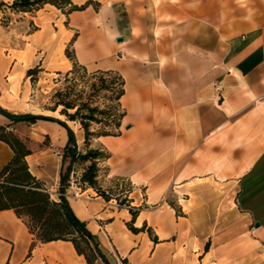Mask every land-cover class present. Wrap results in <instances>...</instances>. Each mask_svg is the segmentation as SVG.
Listing matches in <instances>:
<instances>
[{"label":"crops","instance_id":"1","mask_svg":"<svg viewBox=\"0 0 264 264\" xmlns=\"http://www.w3.org/2000/svg\"><path fill=\"white\" fill-rule=\"evenodd\" d=\"M93 1L99 5L70 12L51 4L20 12L33 29L16 37L1 31L0 108L9 113L29 112L27 69L72 67L66 48L87 70L124 79L120 133L94 137L88 146L78 121L30 123L0 112V126L31 150L29 171L58 197L69 158L56 150L65 151L68 129L78 151L108 154L97 162L98 184L113 191L114 181L127 180L128 205L78 183L89 162L73 163L64 196L109 264H264V0L237 7L234 0L163 2L161 12L181 23L159 31L146 25L144 0ZM58 22L65 34L61 62L48 66L43 52L55 47ZM12 156L0 140V170ZM170 192L181 194L180 215L165 200ZM153 205H166L167 219L150 211ZM130 208L137 210L132 225L144 230L128 228ZM35 237L25 218L0 209V264H87L70 241Z\"/></svg>","mask_w":264,"mask_h":264},{"label":"trees","instance_id":"2","mask_svg":"<svg viewBox=\"0 0 264 264\" xmlns=\"http://www.w3.org/2000/svg\"><path fill=\"white\" fill-rule=\"evenodd\" d=\"M45 4H51L58 9H66L67 12H70L83 9L89 4L97 7L99 2L86 0L83 4L76 5L73 4V0H11L7 6L13 12H33ZM65 55L73 61L72 68L66 71L68 75L73 73L75 67L79 64L73 60V55L71 51H68V48L65 49ZM79 66L85 68L82 65ZM40 71L39 65L27 69L26 73L31 83L37 81V74ZM57 73L61 72L57 71ZM91 76L95 77L97 82L91 83V92L87 95V98L79 99V95L74 93V89L71 86H67L63 91L56 90L54 92L52 96L54 99L53 105L46 108L50 111H56L60 107L59 113L64 115L67 120L78 121L84 132V144L86 146L90 144L91 139L94 137L118 135L120 133L121 119L125 114L120 103V98L124 93L123 77L117 72L109 70L94 71ZM116 81H118L119 88L114 90L112 85ZM102 90H111V93L104 95L109 103L101 108L96 99L98 93ZM0 112L13 120L33 123L37 119H47L62 123V121L51 116L28 112L13 114L1 108ZM92 124H102L103 126L102 129L94 131L90 129ZM0 140L9 144L13 151L12 158L0 170V209L12 208L17 216L25 218L29 231L36 236L37 240L41 242L53 240L70 241L75 251L84 256L87 264H109L99 247L97 236L87 228L84 221L75 215L64 196L74 162H89L78 179V183L81 186L87 185L95 188L97 193L105 199L115 196L112 190L106 191L102 189L97 180L99 170L97 162L107 157L108 154L99 148H88L85 152L78 151L74 134L68 129V143L65 146V155L63 157L67 156L69 162L60 174V187L58 190L60 194L57 195V198H53L44 183L32 175L28 169L26 156L30 154L31 150L26 143L12 131L7 130L5 126H0ZM128 201L127 198L119 200L120 203H128ZM129 211L132 218L127 223L128 228L132 232L144 230L145 224L140 228L132 225L137 215V210L130 208ZM153 240L156 241V236H154ZM122 262L126 264L125 259ZM5 264L10 263L6 262Z\"/></svg>","mask_w":264,"mask_h":264},{"label":"rangeland","instance_id":"3","mask_svg":"<svg viewBox=\"0 0 264 264\" xmlns=\"http://www.w3.org/2000/svg\"><path fill=\"white\" fill-rule=\"evenodd\" d=\"M11 0H0V36L1 31H4L5 29L9 30L11 32V35L13 37H16L15 34L19 30L24 33L29 30L33 29V26L31 23L29 24L26 16L23 14H20V12H13L7 5L10 3ZM173 4H177V0H144L141 3L142 5H145V8L149 11L147 14L146 19V25L149 28H156V31H159L163 26H173L178 25L181 23L175 16H171L165 12H161V5L163 2H168ZM241 0H234V6L237 7L240 5ZM140 6V7H141ZM142 8V7H141ZM152 12V13H151ZM33 13V12H31ZM61 22H58L56 26H54L53 35L56 39V45L52 49L45 48V51L43 52V57H47L48 59V66H52V63H56L59 65L61 62V58L59 55V45H62V42L65 40V34L63 31L57 32V28L60 29ZM29 27V28H28ZM66 45V43H65ZM69 51V50H68ZM41 71L38 72V79L34 83H31V106H29V112L32 114L42 115V113L50 114L51 111L46 109L48 107H51L53 105V94L56 90L63 91L67 86H71L74 89V93L79 95V99L83 100L87 98V95L91 92V83L97 82V79L95 77H92V73L94 71L87 70L81 66H76L73 73L66 74V71H63L61 73H57L56 71H51L50 74L44 73V69L42 67ZM72 68V67H71ZM70 68V69H71ZM114 90H117L119 88L118 81H116L113 85ZM111 93V90L105 91L102 90L100 93H98L97 96V103L100 105V107H104L106 104L109 103L106 96ZM80 101V100H78ZM60 107L56 110V113L50 114L51 117H58L66 119L64 115H61L59 117ZM102 124H92L90 129L94 131H98L102 129ZM117 180L114 181L113 185V191L112 193L115 195L114 197L116 199H124L127 198L129 193L130 184L127 180H120V184H116ZM108 191L109 189H104ZM177 198H181V194H176L174 192H170L167 195H165V200L169 206H172L175 210L176 215H180L181 212V206H178L177 204ZM128 199V198H127ZM181 201V200H180ZM122 204H129V203H122ZM167 206L164 205L163 208H161L158 205H153L149 208L150 211L154 213H160L162 214V217L164 219H167V210L164 209ZM180 207V208H179ZM155 229L154 227H149L148 234L150 237H154ZM154 235V236H153Z\"/></svg>","mask_w":264,"mask_h":264},{"label":"built area","instance_id":"4","mask_svg":"<svg viewBox=\"0 0 264 264\" xmlns=\"http://www.w3.org/2000/svg\"><path fill=\"white\" fill-rule=\"evenodd\" d=\"M119 56H122V51H119ZM56 153L60 156H64L65 155V151L63 150H56ZM60 193L57 192V195H59Z\"/></svg>","mask_w":264,"mask_h":264},{"label":"water","instance_id":"5","mask_svg":"<svg viewBox=\"0 0 264 264\" xmlns=\"http://www.w3.org/2000/svg\"><path fill=\"white\" fill-rule=\"evenodd\" d=\"M119 40H121V39L119 38ZM258 225H259V224H258L257 222L254 223V226H255V227H258Z\"/></svg>","mask_w":264,"mask_h":264}]
</instances>
